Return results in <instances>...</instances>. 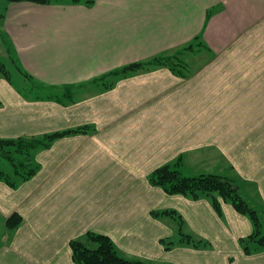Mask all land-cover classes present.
Masks as SVG:
<instances>
[{
  "label": "crops",
  "instance_id": "0c3cea01",
  "mask_svg": "<svg viewBox=\"0 0 264 264\" xmlns=\"http://www.w3.org/2000/svg\"><path fill=\"white\" fill-rule=\"evenodd\" d=\"M4 14L21 69L76 100L36 99L0 76V138L95 130L40 150L41 169L17 189L0 180V264H76L70 242L87 232L153 264H264V249L244 250L240 239L254 226L230 203L220 216L207 198L170 195L149 181L155 168L200 154L217 156L219 171L232 164L245 174L253 153L247 178L264 206V0H5ZM196 37V57L208 58L187 78L157 67L110 89L90 84ZM166 209L210 245L167 250L161 240L178 238L177 220L152 214ZM14 212L23 221L12 233Z\"/></svg>",
  "mask_w": 264,
  "mask_h": 264
},
{
  "label": "trees",
  "instance_id": "16d2710c",
  "mask_svg": "<svg viewBox=\"0 0 264 264\" xmlns=\"http://www.w3.org/2000/svg\"><path fill=\"white\" fill-rule=\"evenodd\" d=\"M10 1L50 4L54 0ZM4 17V13L0 14L2 21ZM6 38L9 46L8 50L11 52L13 49L7 35ZM201 42L200 37H196L194 41L175 51L160 54L145 61L125 65L92 79L90 84L100 90L110 89L121 78L149 71L157 67H167L174 74L187 78L196 71L192 60L200 51ZM10 58L21 74L28 79H33L29 73L21 69L16 63L15 58ZM0 76L13 81L11 70L4 62H0ZM37 83L39 84L36 85L38 90H46L47 92L39 94V92L34 91L35 88L33 86L27 87L25 91L31 97L54 100L62 104L72 103L76 100L68 89ZM94 130L95 128L91 125H82L72 129L40 135L0 138V180L11 188L17 189L22 183L32 179L41 169V163L36 158L40 150L51 147L59 138L74 134H87ZM184 164L183 157L179 156L174 162L155 168L149 175L150 183L153 186L161 187L170 195L179 194L193 200L207 198L220 216L224 214L223 203H230L237 212L246 215L254 226L252 234L240 239L246 253L251 254L253 251L264 249V210L251 197L244 193L240 182L234 177L217 173L192 175L184 169ZM152 214L157 218L161 215H167L177 220L179 225L178 238H163L161 240L167 250L173 249L176 245H188L194 248H203L210 245V242L205 238L191 231L183 230L185 226L187 227L186 221L177 210H155L152 211ZM22 221V214L14 212L6 220L8 230L12 233L15 232ZM70 246L72 248L73 260L76 264H153L142 259L125 256L116 247L112 238L103 233L87 232L82 237L72 239Z\"/></svg>",
  "mask_w": 264,
  "mask_h": 264
},
{
  "label": "rangeland",
  "instance_id": "374dc122",
  "mask_svg": "<svg viewBox=\"0 0 264 264\" xmlns=\"http://www.w3.org/2000/svg\"><path fill=\"white\" fill-rule=\"evenodd\" d=\"M4 3L5 0H0V14L4 13ZM3 34V35H2ZM9 46L7 43V38L6 35L4 33V29H3V21L0 19V62H4L6 63V65L10 68L11 73H12V79L13 82H15L17 85L20 86H27V87H34V91L35 92H39V94L45 93L47 92L46 90H38V88H36V85H39L37 83L36 80L33 79H28L26 76H24L23 74H21V72L14 66V64L11 61L12 57L14 59V51L12 50L11 52H9ZM208 58V54H202V56H198L195 57L192 60V64H194V66L198 67L200 66L206 59ZM40 100H47V99H40ZM44 134V133H43ZM253 156L254 154H248L247 157V162L249 164L248 169L245 170V174H241L240 170H237L234 168V166L231 164V167H228V169H226L225 171H219L220 168L217 166V156H215V158L213 160H202L204 157L203 154H200V159L198 161H194L193 163H185L184 164V169L192 175H198L201 174L202 172L205 173H217V174H223V175H227V176H231L234 177L238 180V182H240V184L242 185L243 189H244V193H246L249 197H251L259 207H262L264 210V206L262 205V203H260L259 198L257 195L256 199V187L254 185V181L249 180L247 177L248 175H253L254 170H253ZM221 162V161H220ZM226 166H228L229 164L226 162L225 163ZM176 225V224H175ZM177 230L179 228V225L177 224ZM184 231H189L188 228L185 226L183 228ZM5 233L4 229H2V226L0 225V242L3 240L2 236ZM178 235V232H177Z\"/></svg>",
  "mask_w": 264,
  "mask_h": 264
}]
</instances>
